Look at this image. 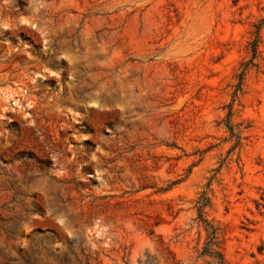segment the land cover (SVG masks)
<instances>
[{
	"label": "rangeland",
	"instance_id": "rangeland-1",
	"mask_svg": "<svg viewBox=\"0 0 264 264\" xmlns=\"http://www.w3.org/2000/svg\"><path fill=\"white\" fill-rule=\"evenodd\" d=\"M210 226L264 264V0H0V264H220Z\"/></svg>",
	"mask_w": 264,
	"mask_h": 264
},
{
	"label": "trees",
	"instance_id": "trees-1",
	"mask_svg": "<svg viewBox=\"0 0 264 264\" xmlns=\"http://www.w3.org/2000/svg\"><path fill=\"white\" fill-rule=\"evenodd\" d=\"M257 42H258V39L256 38L252 44L254 52L256 51ZM243 72H244V70H242V72L240 74H243ZM229 128L231 129V126H229ZM208 202H209V198H207V196H204L200 201H198V205H197L198 217L201 221L205 222V224H207V225H208V222L204 218L203 214H204V208L208 204ZM207 227H206V229H208ZM210 229L208 230L209 240L206 243V246L203 250V253L209 252L211 254H214L215 256L220 257V259H221L220 264H223L224 258H223L222 252L218 249L219 248V244H218L219 241L217 240L216 229L211 228V226H210Z\"/></svg>",
	"mask_w": 264,
	"mask_h": 264
}]
</instances>
